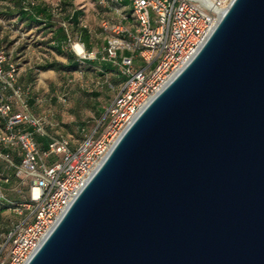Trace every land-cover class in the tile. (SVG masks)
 Masks as SVG:
<instances>
[{"label": "water", "instance_id": "water-1", "mask_svg": "<svg viewBox=\"0 0 264 264\" xmlns=\"http://www.w3.org/2000/svg\"><path fill=\"white\" fill-rule=\"evenodd\" d=\"M26 264H264V0H232Z\"/></svg>", "mask_w": 264, "mask_h": 264}, {"label": "built area", "instance_id": "built-area-1", "mask_svg": "<svg viewBox=\"0 0 264 264\" xmlns=\"http://www.w3.org/2000/svg\"><path fill=\"white\" fill-rule=\"evenodd\" d=\"M231 1L111 0L109 7L120 21H102L103 47L87 48L78 40L71 48L80 62H109L124 79L100 123L75 147L66 137L49 135L44 118L27 110V90L16 80L18 64L8 62L0 50V156L20 184L28 183V195L16 208L20 219L8 232L6 253L0 251V264H26L122 132L192 58ZM127 6L129 13L123 9ZM60 24L66 28L65 21ZM10 97L22 108L15 109ZM37 136L47 138L44 148ZM2 189L0 201L9 202Z\"/></svg>", "mask_w": 264, "mask_h": 264}, {"label": "rangeland", "instance_id": "rangeland-1", "mask_svg": "<svg viewBox=\"0 0 264 264\" xmlns=\"http://www.w3.org/2000/svg\"><path fill=\"white\" fill-rule=\"evenodd\" d=\"M32 1H41L55 7L59 6L63 0ZM65 1L70 2L72 7L82 10L80 25H85V28L90 32V47L100 50L105 44L106 35L101 27L102 21L106 20L110 23H119L120 21V16L109 7L113 2L111 0ZM1 3H3L2 0H0ZM127 8L128 6L123 9ZM126 12L129 13V9ZM55 18L60 22L58 16ZM0 28L2 34L7 33L9 39L13 40L3 49L8 62H12L14 59L13 51L17 45L26 44L27 46L25 52L18 54L15 58L18 64L17 84L27 90L23 97L27 110L45 119L47 124L45 130L51 136L64 135L75 143L80 135V129L77 128L80 122H84V128L91 132L102 119L96 118L94 109L91 107L92 104L97 102L101 107H106L124 79L116 67L113 66L116 72L112 71L99 75L98 72L102 70L100 65L103 60L90 59L84 63L79 61L82 67L72 72L58 71L53 68L36 70L33 82H30L25 75L28 66L31 68L45 60L53 59L65 62L66 55L58 54L43 43H39L45 38L41 31H36L35 27L27 28L25 24L18 22L16 14L8 17L0 15ZM68 35L70 41L66 42L63 49L77 59L71 44L79 39L72 35L69 29ZM92 93L97 94V96L94 97ZM10 100L15 109L22 108L18 100L12 97ZM29 101L32 103L30 104ZM0 127L2 128L1 124ZM2 148L3 146L0 144V149L2 150ZM1 150L0 152L3 153L4 150ZM5 177L9 178L6 183L4 182ZM26 185L19 183L13 169L0 156V187L3 188V193L9 200V202L0 201V251L2 254L6 253L7 250L8 232L20 219L16 208L28 195V185Z\"/></svg>", "mask_w": 264, "mask_h": 264}, {"label": "trees", "instance_id": "trees-1", "mask_svg": "<svg viewBox=\"0 0 264 264\" xmlns=\"http://www.w3.org/2000/svg\"><path fill=\"white\" fill-rule=\"evenodd\" d=\"M3 3L0 4V15L4 17L11 16L16 14V20L26 25L27 28L35 27L36 31H41L43 34L44 40L39 43H43L46 47L53 49L56 53L66 55V61L60 62L58 60H45L42 63L37 65H33L31 68L28 66L26 72V78L28 81L33 82L35 71L36 70H46L49 68H53L58 71L64 72H72L79 70L82 65L78 59L74 56L68 54L63 49V46L66 42L70 41V37L68 35V29L75 37H78L80 41H82L87 47H90L89 39H90V32L85 25H80V18L83 15L82 10L76 9L72 7V4L68 1H61L59 6H51L41 1H32V0H2ZM56 16L59 17L60 22H66V28L63 27L59 20L55 18ZM78 34H77V33ZM76 33V34H75ZM13 40L9 39L7 33L2 34L0 28V50L5 49ZM26 44H19L14 48L13 51V60L12 62L17 63V55L22 54L25 52ZM4 51V50H3ZM90 62V61H89ZM111 63L102 61L101 62V72H98L99 75H104L107 72L115 71L113 65ZM113 67V68H110ZM115 81V80H114ZM117 82V81H116ZM94 97L97 94L92 93ZM30 104L32 101H29ZM94 109V114L96 118L101 119L105 107H101V105L97 102H94L91 106ZM46 121L44 119V128H46ZM85 123L80 122L77 126L80 129L79 137L77 142L73 143L68 137L64 135H52V136H63L66 137L72 147H75L78 142L83 138V135L88 133V129L84 128ZM102 126L99 125L98 129ZM37 142L39 143L41 148H44L47 143V138L37 136ZM3 149V148H2ZM27 186V185H26ZM28 190V188H27Z\"/></svg>", "mask_w": 264, "mask_h": 264}, {"label": "crops", "instance_id": "crops-1", "mask_svg": "<svg viewBox=\"0 0 264 264\" xmlns=\"http://www.w3.org/2000/svg\"><path fill=\"white\" fill-rule=\"evenodd\" d=\"M87 48H91V47H87Z\"/></svg>", "mask_w": 264, "mask_h": 264}]
</instances>
